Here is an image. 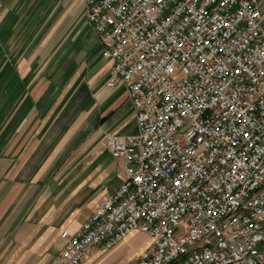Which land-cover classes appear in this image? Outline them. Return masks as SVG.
I'll return each instance as SVG.
<instances>
[{"label":"built area","instance_id":"obj_1","mask_svg":"<svg viewBox=\"0 0 264 264\" xmlns=\"http://www.w3.org/2000/svg\"><path fill=\"white\" fill-rule=\"evenodd\" d=\"M0 0V10L3 6ZM135 110L110 134L125 178L51 264L132 232L134 264H264V22L259 0H84Z\"/></svg>","mask_w":264,"mask_h":264},{"label":"crops","instance_id":"obj_2","mask_svg":"<svg viewBox=\"0 0 264 264\" xmlns=\"http://www.w3.org/2000/svg\"><path fill=\"white\" fill-rule=\"evenodd\" d=\"M85 7L4 0L0 10V264H51L60 232L78 229L125 178L106 140L137 131L135 110L125 86L110 83ZM135 233L81 264H99Z\"/></svg>","mask_w":264,"mask_h":264},{"label":"rangeland","instance_id":"obj_3","mask_svg":"<svg viewBox=\"0 0 264 264\" xmlns=\"http://www.w3.org/2000/svg\"><path fill=\"white\" fill-rule=\"evenodd\" d=\"M259 4L264 11V0H259ZM73 37H75V35H73ZM64 40L66 39L60 34L57 35L54 42L59 43ZM149 244L150 242L144 233L136 232L124 243L118 253H104L102 255L103 259L99 264H134L141 254L144 253Z\"/></svg>","mask_w":264,"mask_h":264}]
</instances>
